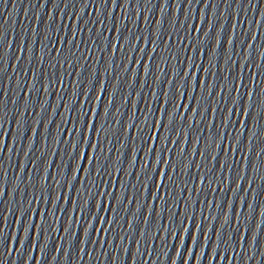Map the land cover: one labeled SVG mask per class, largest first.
I'll return each instance as SVG.
<instances>
[{
	"label": "snow or ice",
	"instance_id": "snow-or-ice-1",
	"mask_svg": "<svg viewBox=\"0 0 264 264\" xmlns=\"http://www.w3.org/2000/svg\"><path fill=\"white\" fill-rule=\"evenodd\" d=\"M147 70V69H146ZM191 95V93L189 92V96ZM177 103H179V100L177 99ZM172 120H173V114L172 113H170L169 115H168V121L171 123L172 122ZM86 136H87V134H86ZM163 140V139H162ZM162 140H161V143H162ZM151 147V146H150ZM83 155H84V150L81 148V157H83ZM145 155L147 156V153H145ZM159 159V153L157 152V160ZM87 160H88V162L90 163L91 162V160H92V156L91 155H89L88 157H87ZM155 168V165H153V169ZM73 176H75V172H73ZM160 176L162 177L163 176V172L161 171V173H160ZM99 206V201L97 202V207ZM67 229H65V231H66ZM86 231V230H85ZM25 232H27V229H25Z\"/></svg>",
	"mask_w": 264,
	"mask_h": 264
}]
</instances>
